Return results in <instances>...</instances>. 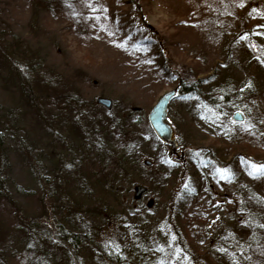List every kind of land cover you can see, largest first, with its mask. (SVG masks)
<instances>
[{
	"label": "rangeland",
	"instance_id": "1",
	"mask_svg": "<svg viewBox=\"0 0 264 264\" xmlns=\"http://www.w3.org/2000/svg\"><path fill=\"white\" fill-rule=\"evenodd\" d=\"M73 2V5H67L64 10L55 14L53 11L45 12L32 6L33 0H0V41L3 42L2 46L0 44V102L3 103L0 104V175H7L10 179L12 202L21 216L19 219L15 212H11L12 204L8 201L3 200L4 203L1 204L0 198V208L6 217L3 216L6 223L0 222V264H50L55 254L59 253L56 250L62 243L57 222L61 215L68 213L66 208L61 211L55 210V197L49 188L38 191L39 175L45 174L51 180L49 173L53 169L50 168L52 163L49 161V144L52 137L39 122L40 116L49 123L51 121L48 116L50 108L47 100L41 97L37 104L33 97L50 94L67 96L69 89L75 90L77 95L73 92L75 94L73 97L78 96L86 102L80 101L73 108V112L78 113L72 114L79 118L80 123L88 126L100 121L108 123L110 117L107 111L112 110L124 117L126 113L132 112L134 114L144 112L148 116L162 95L175 90L178 84L167 79L155 82L160 66L155 60L152 62L150 59L157 57L158 53L143 48L142 43L145 41L143 38L138 42L139 45L132 46L124 37L123 28L130 31L131 27L138 30L143 26L145 31L152 36L155 35L164 50L163 60L169 59L161 64L174 67L172 70L180 76L196 80L219 74L221 79L226 81L228 88L236 87L235 91L241 88L240 82L244 80L245 72L241 61L248 55L251 56L250 47L247 46L249 36L254 37L255 40L251 41L253 44L260 43L257 46L264 47V36L260 33L264 31V0ZM106 8L112 11L114 17L119 18L118 21L128 25L123 28L118 26L112 28V24L110 25L102 15ZM19 36L24 41L19 44L24 50L23 60L19 56L17 59L20 62L16 63V59L13 60L9 55L3 60L1 48L11 52L10 47L15 40L19 41L17 38ZM256 40L258 41L255 42ZM46 81H49V84ZM221 85L222 81L217 84ZM41 87L52 90L47 92ZM99 97L111 99L112 108L108 110L98 104L96 100ZM247 100L251 103V110L244 113L246 118L240 123L244 125L239 133H235L236 130L229 131V136L233 133L232 141L218 134L217 129L212 126L203 124L196 126L189 109L191 104L184 106L185 104L179 101L172 102L168 109V121L174 126L176 137L184 147L215 148L221 151L224 161H231V164H235L237 160L239 164L245 159L261 163L264 162V95L261 98L253 95ZM82 116L84 118H81ZM124 125L127 123L124 122ZM125 131L148 140L145 126L131 123ZM112 133L120 136L123 132L118 131V128H112ZM87 140L90 150L94 151L95 139ZM37 146L40 148L35 152ZM144 146L139 147L140 150L132 155L142 164V168L131 174L133 180L130 183L133 184L127 194L133 205L128 203L129 206L138 212V218L134 221L137 225L135 229L131 231L127 227L129 221H124L127 219L125 217H131V213L128 210H121V207L112 204V201L109 202L110 213L106 211L105 215L99 212L97 206L91 203L89 206L86 205L90 211L88 218H91L93 226L102 228L101 243L114 246L112 252L116 253L118 250L120 255L118 260L121 259L122 264H130L137 256V251L135 253L131 251L135 238L143 236L148 225L162 223L166 219L164 211L166 203L163 200L159 203L156 201L153 210L149 209L154 204L152 194L157 188L151 185L149 189L143 184L145 183L143 177L156 178L160 173L158 165L161 163L152 160V157L154 159L158 156L153 155L151 143L146 142ZM168 151V148H163L161 153L167 155ZM175 155L179 158L173 152V156ZM79 157L80 155L75 159ZM92 168L97 173L101 171L98 167ZM229 173L233 175V171L230 170L227 175L217 177V181L219 183L228 181ZM180 174L182 175V172ZM244 178L264 196V177L249 178L245 175ZM107 179L111 180V176L109 175ZM119 180L117 183L121 189L118 190L117 196L121 197L123 192L127 193V186L123 184L126 182L125 178ZM84 183L87 181L84 180ZM22 186L27 189L32 187L33 193H21L17 187L22 189ZM136 187L146 188V192L139 199L135 198ZM203 188V186L199 188L201 193L199 198L205 200V203L202 206L201 203L198 204L189 215H198L199 219L205 216L209 223L199 224L188 219L187 228L192 233L191 242L185 239L189 243L187 245L191 253H194L192 250L194 247L209 252L210 249L207 247L213 243L211 237L220 232V235L223 234L222 229L226 227L227 222L221 217L228 209L225 208L227 196L235 187L233 184L227 185L222 191L218 190L213 198L208 195V189H212V186H208V189L205 187L206 190ZM89 193L94 195V191ZM77 198L85 200V197L80 195ZM121 199L115 198L113 201L120 202ZM85 202L89 203V199ZM103 202L107 203L106 200ZM43 204L46 205L47 213L42 212L37 216L36 209ZM218 209L223 212L221 216L215 215ZM261 223L264 224V217ZM78 224L81 226V221H78ZM221 224L222 229L218 230ZM13 225L23 227L21 234L17 235ZM260 245L263 246L264 242ZM34 248L37 251L41 249L36 253L32 251ZM48 249L56 252H49ZM45 251L49 253L46 257ZM259 254L261 264H264L263 247H260ZM77 258L83 264H112L109 263L110 259L108 257V260L105 259L104 254L97 249V244L82 245L78 249ZM194 262L204 264L200 260Z\"/></svg>",
	"mask_w": 264,
	"mask_h": 264
},
{
	"label": "trees",
	"instance_id": "2",
	"mask_svg": "<svg viewBox=\"0 0 264 264\" xmlns=\"http://www.w3.org/2000/svg\"><path fill=\"white\" fill-rule=\"evenodd\" d=\"M73 1L33 0L32 6L41 11H53L58 14L67 5H73ZM102 15L110 25L112 24V28L117 26L123 28L128 25V23L124 24L123 21H118L119 18L114 17L112 11L108 10V8L103 10ZM183 22L185 23L186 21ZM260 33H263L262 35L264 36V31ZM123 34L132 46L139 45L138 42L143 38L145 39L142 43L143 48L146 47L158 53L157 57L150 59L152 62L155 60V63L160 66V71L156 73L157 79L155 82L167 79L171 83L175 82L178 84V94L175 102L179 101L181 104H185L184 106L191 104L189 109L193 114L192 119H194L193 122L196 123V126H199V124L212 126L217 129L216 132L218 134L230 141H232L231 135L233 133L229 136V131L234 132L236 130L235 133H239L244 125L233 122L232 114L238 110L245 114L250 112L251 103L247 99L253 95L259 96V98L264 95V47L259 48L257 45L260 43L253 44L251 41L255 39L251 35L247 43V46L250 47L251 56L248 55L241 61L242 69L245 72L244 80L240 82L241 88L235 91L236 87L228 88L226 81L224 82L219 74L190 80L173 71L172 68L174 67L161 64V62L169 61V59L163 60L164 50L161 42L158 41L155 35L152 36L145 31L143 26L138 30H134V27H131L130 31L128 28H123ZM17 38H19L20 42L16 40L13 42L10 47L11 52L1 48L2 54H4L3 60L7 59L8 55L13 60L16 59V63L20 62L17 59L19 56L23 60L24 50L19 45L23 38L21 39V36ZM2 43L0 41L1 46ZM241 54L244 55L242 52ZM60 78L62 79V77ZM221 81L223 85L217 86ZM46 82L49 84V81ZM39 85H42V83H39ZM48 87L41 88L49 92L52 89ZM73 92L76 94L75 90L69 89L68 93L70 95L67 94V96L50 94L33 97L37 104L41 97L47 100V105L50 108L48 116L51 121L49 123L43 116H40L39 122L45 126L49 136L52 137L49 144V161L52 163L50 168L53 169L49 173L51 180L45 174L39 175L38 191L49 188L52 196L55 197V210L61 211L66 208V212H68L66 215H61L57 222L62 243L56 250L59 253L55 254L54 259L49 262L50 264H83L78 261V249L82 245L89 244H97V249L104 254L105 259H110L109 263L122 264V260H118L120 256L118 250L113 253L112 247L114 246H108V243H101L102 228L93 226L91 218H88L90 211L86 208V205L89 206L91 203L93 206H97L99 212L105 215L106 211L110 213L109 202L112 201L111 203L116 204L119 208L121 207V210H128L131 213V217H125L127 219L124 221H129L127 227L131 231L135 229L137 225H135L134 221L138 218V212L129 206L128 203L132 205V199L127 194L133 184L130 183L133 180L131 174L133 172L137 173L142 168V164L132 155L140 150L139 147L144 146L146 142L151 143V148L154 151L153 155L158 156L154 159L152 157V160L161 163V165H158L160 173L156 178L143 177L145 181L143 184L148 186L149 189L151 185L157 188L152 194L154 204L149 209L153 210L155 202L159 203L160 200H163L166 203L164 206L166 219L162 223L159 222L157 224L155 222L148 225L145 234L135 238V245L131 246V251L134 253L137 251L138 254L132 259L133 261L130 264H161L164 260H166L164 264H197L194 262L195 260H200L204 264H261L259 251L260 247L264 248V245H260V243L264 242V224L261 223V219L264 217V196L257 192L245 180L244 176L247 175L249 178L264 177V175L250 174L252 171L251 164L261 166L264 165V162L260 163L259 161L255 162L251 159H245L246 161L241 160L239 164L238 160L235 164H231V161H224L220 150L217 151L212 147H184L180 141H178V151L183 153V157L180 156L182 157L180 159L174 156L169 158L162 154V149L168 147L157 138L149 124L148 116L144 112L140 114L126 113L124 117L114 110L107 111L110 117L108 123L100 121L89 126L87 124L84 125L72 113L77 114L78 112H73V108L80 101H86L78 96L74 98L75 94ZM0 104L3 105L2 102ZM81 118L84 117L82 116ZM132 120L133 122H131ZM124 122L127 123L126 126ZM131 123L137 126H145L148 140H143L125 131V128H128ZM112 128H118V131L121 130L123 133H120V136L115 135L114 133L116 132L112 133ZM226 128L229 129L227 130ZM89 138H94L96 141L94 151L90 150V146L87 144V139ZM39 148L37 146L34 151L37 152ZM78 155L80 157L75 159ZM92 167H98L101 171L97 173ZM230 170L233 171V175L229 173L230 178L228 181L219 183L217 177H222L223 174L227 175ZM151 171L154 172L153 168H151ZM179 172H182V175ZM109 175L111 180L107 179ZM120 178H125L126 182L123 184L127 186V193L123 192L121 197L117 196L118 190L121 189L118 186L119 183H117ZM84 180L87 183H84ZM48 181L51 183H48ZM232 184L235 188L227 196L228 201L225 204V208L227 207L228 209L225 210L226 213L222 215L223 212L218 209L216 211L218 213L215 214L217 216L222 215L221 218L227 222L226 227L223 228L225 230L222 229V224L219 226L221 228H218V230L222 229L223 234L220 235V232L216 236L211 237L213 243L212 246L207 247L210 249L209 252L194 247L192 248L194 253H191L188 249L189 243L186 241L187 239L191 242L192 237L191 230L187 228L188 219L199 224L203 222L209 223L204 218L205 216L199 219L198 215H189L198 204L201 203L200 205L202 206L205 203V200L199 198L201 196L199 188L203 186V189L206 190L208 186H212V189H207L209 197L213 198L218 190L222 191L225 186ZM11 187L12 183H10L8 176L0 175L1 204L4 203L3 200L11 203V212H15V215L21 219L15 204L12 202ZM28 188L24 186H22V189L17 187L21 193H33L32 187ZM90 191H94V195L90 194ZM78 195L85 197V200L83 198L78 199ZM115 198L122 199L120 202H116L113 201ZM86 199H89V203L85 202ZM103 200H106L107 203H104ZM125 200L128 202L126 203ZM231 209L233 210L231 211ZM2 212L3 210L0 208V222L4 224L6 223V217ZM42 212L47 213L45 204L36 209L35 213L38 216ZM78 221H81V226H79ZM32 225L31 222L30 226L32 227ZM13 228L17 231V235L23 231L21 225H13ZM40 249L37 251L34 248L32 251L38 253ZM48 250H50L49 252H56L51 249ZM47 254H49L48 251H45L44 257Z\"/></svg>",
	"mask_w": 264,
	"mask_h": 264
},
{
	"label": "water",
	"instance_id": "3",
	"mask_svg": "<svg viewBox=\"0 0 264 264\" xmlns=\"http://www.w3.org/2000/svg\"><path fill=\"white\" fill-rule=\"evenodd\" d=\"M177 90H172L164 95L157 101L152 110L149 113V122L156 133V135L167 145H170L171 148H176L177 140L175 136V131L172 124L167 119V112L170 103L176 98ZM97 103L105 106L108 110H110L113 106V102L111 99L99 97ZM233 119L237 122H243L244 116L241 112H237ZM150 163V162H149ZM147 162V164H149ZM137 194L135 195L136 199H139L143 193L146 192L145 187H136ZM152 203H149L151 205Z\"/></svg>",
	"mask_w": 264,
	"mask_h": 264
},
{
	"label": "snow or ice",
	"instance_id": "4",
	"mask_svg": "<svg viewBox=\"0 0 264 264\" xmlns=\"http://www.w3.org/2000/svg\"><path fill=\"white\" fill-rule=\"evenodd\" d=\"M251 173L250 174H254V175H264V165L261 166H257L255 164L251 165Z\"/></svg>",
	"mask_w": 264,
	"mask_h": 264
}]
</instances>
